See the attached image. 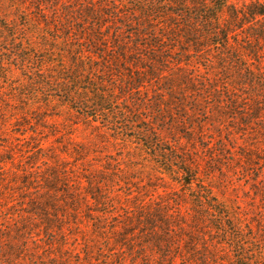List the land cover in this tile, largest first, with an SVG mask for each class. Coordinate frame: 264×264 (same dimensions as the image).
I'll use <instances>...</instances> for the list:
<instances>
[{
  "label": "rangeland",
  "instance_id": "obj_1",
  "mask_svg": "<svg viewBox=\"0 0 264 264\" xmlns=\"http://www.w3.org/2000/svg\"><path fill=\"white\" fill-rule=\"evenodd\" d=\"M126 1L124 7L114 0H100L110 6L104 11L113 19L81 21L79 14L88 0H0V21L11 30L10 34L0 31V62L6 64L5 71H0V183L18 188L14 182L26 176L23 172L39 175L56 165L72 169V174L75 170L86 184L85 178L96 176L102 198L113 200L102 211L117 219L132 209L135 198L167 200L174 212L187 218L195 198L218 199L230 212L231 221L226 222L230 239L243 237L264 264V131L260 122L221 115L227 114L225 86L215 90V82L205 85L213 81L206 69L212 68L214 60L206 55L218 56L214 43L201 63H196V54L166 52L168 59L157 72L153 60L162 54L147 49L150 43L135 36L141 29L128 19L129 12L146 0ZM232 1L238 6L250 2ZM136 20L133 17L132 22ZM155 26L163 33L159 23ZM95 48L102 53L92 54ZM25 55L32 56L26 63ZM52 63L56 66H49ZM77 64L85 65L87 78L107 93L110 115L82 111L75 103L71 109L59 83L53 82L48 89L40 85L44 79L37 76L47 73L58 81L76 71ZM249 90L236 94L240 107L246 104ZM152 134L158 135L161 155L171 150L199 174L192 187L174 174L172 164L168 163L172 174L164 175L156 168L160 159L137 140ZM94 171L96 175L91 176ZM176 202H182L179 210ZM7 214L0 208V224L7 226ZM109 246L107 240L98 248Z\"/></svg>",
  "mask_w": 264,
  "mask_h": 264
},
{
  "label": "trees",
  "instance_id": "obj_2",
  "mask_svg": "<svg viewBox=\"0 0 264 264\" xmlns=\"http://www.w3.org/2000/svg\"><path fill=\"white\" fill-rule=\"evenodd\" d=\"M88 1L89 5L79 14L81 21L113 19L104 11L110 7L107 3ZM114 2L128 5L126 0ZM137 5L129 12L128 19L141 29L135 36L150 43L147 49L162 54L153 60L157 72L168 59L166 52L177 49L184 55L196 54L199 57L196 63H201L207 49L216 44L218 56L206 55L214 61L212 68L206 69L213 81L205 85L215 82V90L218 85L225 86L227 114L221 115L227 118L231 115L234 120L238 116L250 118L260 122L264 131V0H250L241 6L232 0H146ZM115 12L120 13L119 8ZM133 17L138 18L136 24ZM157 23L163 33H158ZM0 31L10 34L11 30L0 21ZM159 43L167 45L161 47ZM97 48L92 54L102 53ZM31 57L23 56V62ZM0 67V71H5L6 64L1 61ZM76 68L69 72V77L63 75L58 81L47 77V73H44L46 77L41 74L37 78L44 79L40 85L45 89L59 83L61 92L67 95L64 101L71 109H75L72 107L75 103L82 111L93 109L110 115L107 93L100 91L96 81L92 83L87 78L90 73L85 65L77 64ZM130 82L136 83V79ZM246 88L250 89V94H246L249 98L240 107L241 99L236 94ZM152 135L144 141L137 140L145 149L154 151L153 158L160 159L156 168L168 175L172 174L168 163L172 164L174 174L192 187L199 174L184 165L187 161L182 156L176 157L173 151H162L161 155L157 148L161 143L158 135ZM71 170L56 165L39 175L25 171L22 176H26L19 178V183L14 182L20 188L7 185L10 182L0 183V208L8 213L7 226L0 224V264H263L258 252L242 241L243 237L230 239L226 223L228 219L231 221L230 212L218 199L204 202L202 197L195 198L187 218L181 212H174L167 200L158 198L150 202L152 199L135 198L132 209L127 208L126 216L117 219L102 211L110 208L113 200L102 198L96 176L85 178L86 184ZM93 175L95 171L91 172ZM181 204L174 205L179 210ZM107 240L110 246L99 249Z\"/></svg>",
  "mask_w": 264,
  "mask_h": 264
}]
</instances>
